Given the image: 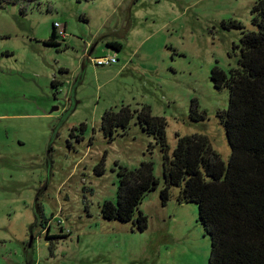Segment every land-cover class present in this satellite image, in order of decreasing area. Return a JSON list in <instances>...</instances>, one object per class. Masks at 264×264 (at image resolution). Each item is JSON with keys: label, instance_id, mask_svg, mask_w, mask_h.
<instances>
[{"label": "rangeland", "instance_id": "obj_1", "mask_svg": "<svg viewBox=\"0 0 264 264\" xmlns=\"http://www.w3.org/2000/svg\"><path fill=\"white\" fill-rule=\"evenodd\" d=\"M257 1L38 0L0 8V264H208L197 206L179 204L175 188L161 204L154 138L134 118L109 141L101 118L146 109L165 121L170 153L176 135H204L226 163L219 116L229 94L210 74L238 68L241 31L229 23L254 31ZM55 23L65 38L46 46ZM97 57L116 63L98 67ZM193 104L204 119L191 118ZM146 161L159 180L139 206L147 229L103 219L119 167Z\"/></svg>", "mask_w": 264, "mask_h": 264}, {"label": "trees", "instance_id": "obj_2", "mask_svg": "<svg viewBox=\"0 0 264 264\" xmlns=\"http://www.w3.org/2000/svg\"><path fill=\"white\" fill-rule=\"evenodd\" d=\"M36 1L0 0V8ZM250 15L254 31H244L237 22L229 23V28L241 31L238 68L225 73L214 67L210 74L215 88H226L229 94L227 110L219 116L230 150L226 163L204 135H176V147L170 153L165 121L146 109L132 113L122 108L118 113L107 111L101 118V130L109 141L117 129L124 134L134 118L154 138L162 153L161 204L166 205L171 189L175 188L179 204L197 206L198 222L210 241L208 264H264V0L252 6ZM58 40L53 26L44 44L58 46ZM107 46L121 49L118 42ZM190 112L192 119H204L195 104ZM104 159L105 155L95 168L98 176L104 173ZM117 178L115 203H103L102 218L132 222L139 231H145L147 217L139 211V206L159 185L153 163L142 162L132 170L119 167ZM40 212L42 227V209ZM35 219L39 220L38 214Z\"/></svg>", "mask_w": 264, "mask_h": 264}, {"label": "built area", "instance_id": "obj_3", "mask_svg": "<svg viewBox=\"0 0 264 264\" xmlns=\"http://www.w3.org/2000/svg\"><path fill=\"white\" fill-rule=\"evenodd\" d=\"M54 29L56 32V35L59 39H64L65 38V31L64 29L58 24L55 23L54 25ZM91 62L95 65V66H109V65H113L116 63L115 58L111 57H97V58H93L91 59Z\"/></svg>", "mask_w": 264, "mask_h": 264}, {"label": "flooded vegetation", "instance_id": "obj_4", "mask_svg": "<svg viewBox=\"0 0 264 264\" xmlns=\"http://www.w3.org/2000/svg\"><path fill=\"white\" fill-rule=\"evenodd\" d=\"M36 209H38V206H37V204H34V206H33V212H34V215H36ZM36 220V219H35ZM36 224H37V226H39V224H40V220H36ZM36 226V227H37ZM31 231H32V229H31ZM32 233V232H31Z\"/></svg>", "mask_w": 264, "mask_h": 264}, {"label": "water", "instance_id": "obj_5", "mask_svg": "<svg viewBox=\"0 0 264 264\" xmlns=\"http://www.w3.org/2000/svg\"><path fill=\"white\" fill-rule=\"evenodd\" d=\"M32 237H33V236L31 235V236H30V241L32 240Z\"/></svg>", "mask_w": 264, "mask_h": 264}, {"label": "crops", "instance_id": "obj_6", "mask_svg": "<svg viewBox=\"0 0 264 264\" xmlns=\"http://www.w3.org/2000/svg\"><path fill=\"white\" fill-rule=\"evenodd\" d=\"M99 67H101V66H99ZM102 67H104V66H102Z\"/></svg>", "mask_w": 264, "mask_h": 264}]
</instances>
